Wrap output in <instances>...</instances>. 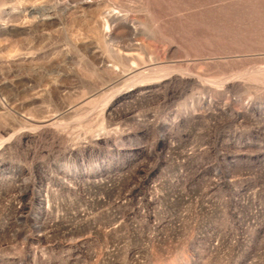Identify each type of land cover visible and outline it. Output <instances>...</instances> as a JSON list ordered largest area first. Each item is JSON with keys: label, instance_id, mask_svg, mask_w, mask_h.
Masks as SVG:
<instances>
[{"label": "rangeland", "instance_id": "rangeland-1", "mask_svg": "<svg viewBox=\"0 0 264 264\" xmlns=\"http://www.w3.org/2000/svg\"><path fill=\"white\" fill-rule=\"evenodd\" d=\"M0 264H264V0H0Z\"/></svg>", "mask_w": 264, "mask_h": 264}]
</instances>
